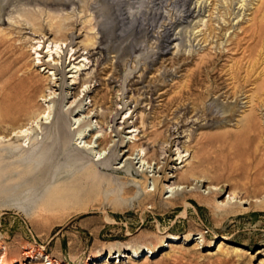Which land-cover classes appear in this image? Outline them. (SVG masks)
I'll use <instances>...</instances> for the list:
<instances>
[{
    "label": "rangeland",
    "instance_id": "rangeland-1",
    "mask_svg": "<svg viewBox=\"0 0 264 264\" xmlns=\"http://www.w3.org/2000/svg\"><path fill=\"white\" fill-rule=\"evenodd\" d=\"M198 1L0 0V88L29 66L42 88L15 124L2 119L0 100V135L33 114L46 123L0 143L7 264L23 263L24 252H41L31 264H264V106L250 102L264 99V0H203L186 18ZM233 70L243 84L227 97L224 72ZM75 147L98 164L117 147L111 167L122 170L109 189L127 191L122 210L84 211L63 188L47 190ZM130 181L140 190L132 201Z\"/></svg>",
    "mask_w": 264,
    "mask_h": 264
},
{
    "label": "bare ground",
    "instance_id": "bare-ground-1",
    "mask_svg": "<svg viewBox=\"0 0 264 264\" xmlns=\"http://www.w3.org/2000/svg\"><path fill=\"white\" fill-rule=\"evenodd\" d=\"M204 1L203 0L202 1L199 0L198 2H196L197 5H196L195 8H192V7L187 8L186 11H183L182 12L183 15L187 18V17H190V16H192L194 14H198L199 13V9L202 8L201 6L205 4ZM0 5H2V4H0ZM242 5H244V2H243ZM241 7H243V6H241ZM203 8H204V6H203ZM205 8H206V5H205ZM155 9L157 10V13L160 12V11H158L157 8H155ZM0 11H2V10H0ZM125 21H126V19H125ZM142 22H143V20H142ZM145 24H148V20H147V23H145ZM128 27H130V26H128ZM140 27L141 26L139 25L138 28H140ZM149 27H151V26H149ZM134 28H135V26H134ZM130 29H131V27H130ZM140 29L142 30V28H140ZM145 30H147V29H145ZM171 31H172L171 29L165 28L164 31L161 33L162 50L168 49V47L171 44L170 43L171 40H172V33H171ZM150 32H151V30H150ZM3 33H4V31H3ZM4 36H8V34H6ZM148 36H149V34H148ZM8 37H10V36H8ZM56 49L57 50L59 49V46L57 45V43H56ZM36 53H37V51H36ZM206 56H205V58H208ZM204 60H206V59H204ZM208 60H207V62H208ZM202 61H203V57H202ZM203 63H204V61H203ZM200 64L203 65L202 62ZM200 70H198V71H200ZM235 71L234 72H232V71L230 72L229 71L227 73L224 72V78L226 76V79L222 83L223 88H221V90L223 89V91H224L223 94L226 95V96H227V94H230V96L234 97L236 95L238 89L240 88L241 84H243V83H241L242 80H241L240 74L238 73V70L236 72ZM239 72H241V71L239 70ZM39 76H40L39 73H34V71H32V69H31V66H29V68H27L25 70L24 69H20L19 72H18V75H16V74L13 75L12 76V79L10 78V80H12L11 83H6L5 85L2 84L3 86H2V88H0V92H1L0 93V100H1V117H2L3 120L15 124L14 122L17 121V120H19V119H21L24 115H26V112L27 111L29 113H30V111H32L31 109H29V107L31 106V103L33 101H35L34 100L35 94H36V97H37L38 91H40L42 89L41 88L39 90L40 84H38V81L34 80L36 77H39ZM195 79L196 78H194L192 81H195ZM242 79H244V78H242ZM50 80L51 79L49 78L47 80L48 82L45 81L46 82V85H49V83H51ZM40 81L43 82V80H40ZM245 81H246V78H245ZM247 83L248 82H246V84ZM216 84H217V82H216ZM217 87H219V86H217ZM210 89L213 90V89H216V88H213V86L210 85ZM210 89H208V90L210 91ZM218 91L219 90H217V92ZM211 96H212V94H211ZM43 97H45V96H43ZM248 98L250 99L251 97H247V99ZM261 98H262V95L261 94H258V95H256L255 101H252L251 100L250 102L252 104H254L255 106H258V107L261 106L262 107V106H264V99L262 98V100H261ZM34 103L35 102H33V104ZM33 104H32V106H33ZM219 105H221V104H219ZM222 107H223L224 112H226L228 110L227 108H230L229 106H225V107L222 106ZM41 113L43 114V116L41 115L42 118L46 117V113H47L46 110H44ZM33 115H34V117L32 116L28 120V123L25 126H21L18 129H15L7 137H4V136H1L0 135V143H4V142L6 143V142L11 141L13 139H19L21 137H24V138L25 137H28V135H29L28 132L33 127H37L39 123L46 124V123H43V122H41V121L38 120V119H40L39 118L40 115H35V114H33ZM45 119L47 120V117ZM54 124H55V127H57L59 125L57 123V121L54 122ZM245 126L246 127H244V128H246V129L248 128L249 129L251 127V122H246V125ZM45 131H46V128H45ZM106 141H107L106 138L100 140L99 141V146L101 147V145H103L104 143H106ZM116 149H117V147L112 150L113 153L109 156V158L106 161L98 164V163H95L94 161H92L90 159L89 154H87V152L83 151L84 149L83 150H80L79 147H75L74 148V152H75V157L74 158L75 159H73L72 163H70L69 165H67L63 170L60 169L58 166L56 167V169L53 172V177H51L50 182H49V185H48L49 186V189H47V190H55V189L63 188L65 190V193L67 195V198L75 197L76 196L81 201H83V203H84L83 204V210L84 211L101 210L103 213L104 212L106 213L109 210V211H111L113 213L115 211L122 210L124 208L123 207L124 206L123 204H125V202H126V199L124 198V196L127 194V191L125 190V191H123V193H120V191H119L117 193V195H116V194H113L110 191V189H109L110 185L113 182H115L114 181L115 180L114 179L115 177L113 175L119 173L118 172L119 170H122V169H117L116 171H114L113 167H111V165H113L111 163H114V161L117 160ZM131 151H132V153H134L136 151V149H135V151L134 150H131ZM82 160L84 161V164L81 165L80 162ZM123 169H125V172H126L127 176H129L130 178H132L134 176V173H133V170L131 169V164L130 163H128L125 167H123ZM60 170H62V172H63V175L62 176H61V173L59 172ZM57 173L59 174L58 177L56 176ZM188 174L189 175H185V176L182 177V179L184 181L189 178L190 173H188ZM127 176H126V178H127ZM130 183L133 184L134 189L136 190L134 192L133 198L130 200V201H132L133 199H135V197H137V194H139V192H138L139 189L137 190V183L135 181H130ZM143 185H144V183H143ZM155 187L156 188L154 190V193L156 192V189H157L158 186L155 184ZM110 193H112L113 195H110ZM99 197H101V199L103 200L104 203L107 202V204L106 205H103L102 207L96 208L98 206L97 201H98ZM108 198H110V200ZM144 198H145V202H147L146 200H149L150 201V200L155 199V195H153L151 193H146L144 195ZM171 198H173V197H170V199ZM90 202H91V204H93L92 206H89V203ZM143 205H144V202L142 200L141 201L139 200V202H138V208H142ZM163 206H164V203L163 202H158V203H154L152 205V208L151 209H161V208H163ZM174 206H175V204H174ZM130 207H131V205H128L125 208H130ZM175 209H177V207ZM5 253L2 254V256L0 255L1 256L0 257V264H7L9 262V260H8V262H6L7 260H6ZM137 253H138L137 251H134L133 252V255L131 256V258H133L135 255H137ZM36 255L41 256V252H37V253L24 252L23 255H22L23 256V263H20V264H31V262H33V260H37L38 259V258H36ZM98 258H93L92 259L93 260V263L92 264H96L98 262ZM117 258H119V259L125 258V255L119 254L118 257H115V255H112V256L109 255V257L107 259L109 261V260H112V259L113 260H116ZM47 261H48L47 264H59L56 261L53 262L51 259H48ZM86 264H88V263H86Z\"/></svg>",
    "mask_w": 264,
    "mask_h": 264
}]
</instances>
